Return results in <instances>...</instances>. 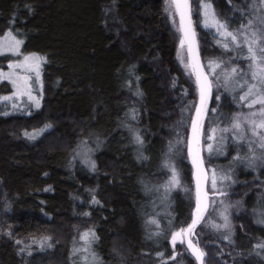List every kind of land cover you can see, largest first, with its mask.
<instances>
[{
  "label": "trees",
  "instance_id": "1",
  "mask_svg": "<svg viewBox=\"0 0 264 264\" xmlns=\"http://www.w3.org/2000/svg\"><path fill=\"white\" fill-rule=\"evenodd\" d=\"M164 3L0 0V40L11 31L23 40V53L46 58L39 108L31 103L24 108L18 99L5 102L12 88L0 83V264H73V241L88 228L96 233L100 264L160 260L157 253H164L167 243L165 239L153 243L142 235L143 205L153 199L160 202L146 191L153 187L150 178L161 171L162 136L175 123L169 112L180 98L182 104L191 98L175 60ZM240 3L229 0L234 15L246 12ZM206 35L218 46L213 33ZM13 60L10 54L0 55V70H7ZM45 125L51 127L35 139L25 135L39 133ZM125 126L136 129L127 132ZM141 127L146 144H138L132 135L142 133ZM83 137L94 138L92 149L96 142L102 146L96 156L101 173L88 160L80 163L77 158L83 150L75 146ZM142 146L151 155L150 165L141 161L140 154L135 157ZM230 157L233 163L242 158ZM248 168L264 174L262 161ZM234 175L231 189L240 192L241 212L231 239L239 249L236 252H249L243 246L264 240V227L254 217L255 211L264 209L263 197L253 188L264 185V175L239 170ZM178 197L173 194L168 201L169 211L174 209L170 231L191 222V215L185 213L187 201ZM93 198L99 203L93 204ZM86 208L91 218L83 216ZM159 221L166 223L167 218ZM198 227L194 241L206 253L205 264H250L231 257L229 252L235 251L216 233ZM42 236L51 238V250L22 260L14 240ZM183 249L181 260L195 264Z\"/></svg>",
  "mask_w": 264,
  "mask_h": 264
},
{
  "label": "rangeland",
  "instance_id": "2",
  "mask_svg": "<svg viewBox=\"0 0 264 264\" xmlns=\"http://www.w3.org/2000/svg\"><path fill=\"white\" fill-rule=\"evenodd\" d=\"M223 5L220 4L221 0H190L191 6H192V20L194 23V27L197 31V39H198V47L199 52L201 54V59L203 62L204 69L207 73V75L210 78V81H212V88L210 91V95L207 99L206 103V116L203 118V128L207 130L209 127H218V128H224L226 126H229L231 121L234 117L237 115H240L241 118L250 111L254 109H249L246 106L245 101H241L239 97L243 94L245 91L244 88L241 87V84L245 80H251V75L248 69L249 61L247 59H243L241 56V49H235L233 51H225L222 46H220L217 41L221 39L219 34L216 31V27L212 24L211 19H208L209 26H205V20L206 17L204 15L205 9L201 6L202 3H208L211 4V9L208 11L210 13L215 14V18L219 20L221 23H224L227 25V28L229 31H238L242 30V26L247 23V20L250 16L259 14L256 10H254L253 5L255 3H258V6H256V9L264 8V6L260 5L258 0H237L241 2L240 4H243L245 11H240L235 13L234 10L229 7V0H222ZM217 5L224 7L221 9ZM232 5V1H231ZM233 6V5H232ZM248 7V8H247ZM242 10V9H241ZM172 9L168 8L167 0H165L164 8H163V14L165 17L166 25L168 28V31L170 33L171 39L174 42V48H175V60L177 63V66L180 70V73L182 75V78L184 79V83L186 85V88H189L191 91L190 94V100L189 102L182 104L183 99H179L175 103V110L172 112H169V118L174 115L175 117V123L172 125V127H168L166 129L164 135L162 136V154L158 160V169L161 171L157 174H154L150 181L152 182V188L148 189L147 194L149 193L151 196H153L157 201L156 202L153 199V202H149L148 204H144L143 207L145 208V211L142 214L141 218V225H142V235L148 239V241L156 243L157 240L163 241L166 240V245L164 246V253L163 256L160 257V260H157V262L153 264H164L165 262L167 264H191L189 262L184 263L182 259L184 249H186L185 245H181L179 243L176 244V251L179 253H182V255H178L176 260L169 259L170 254L173 252V247L171 244V233L178 230H172L170 231V225L171 221L169 219L170 212H172L174 209H170L169 211V198L174 194L178 195V199H182L184 203L186 202V214H190L192 218L193 210L195 207V192H194V183L192 180V165H191V158L188 156L187 152V141H188V135L191 125V120L193 117V113L195 110V107L197 105L198 101V90L197 85L195 82L194 77V71L191 64V61L189 59V56L187 54L186 46L181 48L180 45V39H181V33L178 31L179 28V20L177 15H172ZM244 13L246 15H244ZM238 14V15H237ZM236 20V21H235ZM9 32V31H8ZM8 32L1 38L0 41L4 40L5 37H7ZM213 33L215 36V43L218 46H213L211 44V40L209 39V36L206 35V33ZM17 39H20L15 33H12ZM212 35V36H213ZM21 40V39H20ZM246 51V50H245ZM20 55H12L14 60L11 63H17L23 60L25 55H32L36 54L40 57L45 58V56L38 54V53H23L22 52V45L20 46ZM223 59L226 61L225 64L222 65L221 68L216 69V72L222 73L227 68H230L232 66L238 67L241 71L238 75H236L232 81H230L227 85V87L224 86L223 82V76L221 75L219 79H217L208 68V62L210 60H218ZM9 65V64H8ZM10 71L9 68L7 70H0V72L8 73ZM16 72H19L21 75H29L32 76L33 79L30 81L32 85V95L39 97V104L40 100L43 96V89H44V62L41 64V76H40V82L37 83L35 81V74L33 72L27 71L26 69H15ZM7 82L11 88H12V95L11 99L5 100V102H13L14 99H18L21 103H23V107L27 108L29 104L31 103L34 107L35 101H32L29 99L28 95H16L14 94L13 85L9 83L7 80H0V83ZM217 96L219 99H217ZM227 97L231 100L227 101ZM230 102V103H229ZM9 108H12L11 106ZM256 108H259V105L256 106ZM5 113V112H4ZM129 126L123 127L124 130L129 132L132 129ZM141 127L142 133L140 134L141 139L143 140V144H146V138L143 133ZM245 128H247V125H245ZM133 135V134H132ZM221 135L219 131L215 134L216 138H218ZM227 137V139L224 141L223 146L219 151H216L217 146V139H213L211 141L206 140L202 137L201 139V157L203 159V166L204 169L207 171L209 177L212 174V171L214 170L217 174L218 178V184L217 187L219 190L223 191L224 195H219L218 193H214L211 189L210 181L208 184H206V190L208 192L209 196V207L206 210V212L203 215V219L199 223L198 229L206 232L211 233L212 235L216 233L224 242L225 244H228L237 251L239 250L237 248V244L231 239V237L235 233V226L238 225L239 215L241 212V200H240V192H233L231 189V184H233L234 180V172L237 170L245 173H249L250 175H255L257 177L263 176L264 174L261 173L260 170H252L248 163V158L251 155L248 151L247 147V139H245L243 142H237L236 140L232 139L233 133H224ZM96 140V139H95ZM91 142H94L93 139L89 138H81L80 141L75 146V149L83 150V154H78L77 158L80 159V163L85 162V160H88V164L91 167V163L94 162L95 172H100L99 170V162L96 159L97 154L100 152V149L102 146H100L97 142L95 143L94 149H92V145H90ZM207 143L213 144V151L209 152L207 150ZM172 145L173 148L171 151H169V145ZM230 144L233 149L229 148L227 145ZM246 146V148H244ZM143 147V146H142ZM146 148L143 147L142 151H138L137 154H135V157H138V154H140L141 161H147V164L150 165L151 162V155L149 151ZM256 155L258 156L260 154V149L256 148ZM225 153V154H224ZM236 154L238 156H242V158L238 161H235V163L232 162V157ZM92 155V158L90 156ZM223 156V157H221ZM219 157H221V160H219ZM228 157V158H227ZM245 160V161H244ZM244 161V162H242ZM169 163L175 166L176 170L179 173L180 180H181V186L176 187L173 190H171L167 197H165V189L164 185L167 183L168 179L171 176V172L168 168L164 167L165 163ZM260 160H256L253 167H258ZM233 164L235 166H233ZM241 165H245L247 169H240ZM262 166H264V162H262ZM230 167H231V174L230 173ZM92 168V167H91ZM153 173V172H151ZM219 174L227 175L229 178L223 180L222 182L219 180ZM234 176V177H233ZM238 177V175H237ZM261 178H264L261 177ZM253 188H255L256 195L259 197H263L261 199L263 201L262 208H264V185L259 186L255 185ZM163 200V203L161 204V201ZM93 203V202H92ZM94 204V203H93ZM174 206V204H173ZM190 207V209H189ZM224 213L229 218V227L228 228H220L216 229L212 225L213 224H224V219L221 215V213ZM263 211H255L254 217L256 219L264 218L261 216V213ZM87 213L88 215H85ZM166 215L163 217V215ZM84 217L91 218V211L85 209ZM155 218L156 220H163L164 218H167L166 223L162 221H159V228L156 227V225L149 224L148 220ZM264 227V224H261ZM85 231L88 229H83ZM156 231V232H155ZM83 232H78L73 244H72V250H71V258L73 259V264H100V257L101 255L98 253V244L96 242V239L92 241L91 246L87 252L83 250L85 247L84 241L80 239V236ZM152 233H159V235H151ZM151 235V238L149 236ZM225 236H230V241L227 239H224ZM78 237V238H77ZM19 241V243H17ZM15 245H17L16 249L21 257L22 260L26 261L25 259L32 258L33 255L38 253H44L46 251L51 250L52 248V242L51 238L49 236H42L39 238H29V239H23V240H14ZM116 243V242H115ZM114 243V244H115ZM257 243H264L263 241L256 240L255 244L249 243L246 246V249L249 252H245L244 250L242 252H229V255L231 257H235L237 259L243 260L250 264H263L264 262V249H258L255 247ZM253 245V247H249L250 245ZM74 247V248H73ZM124 253V248L121 249ZM224 252L228 254L227 247L225 248ZM237 253V254H235ZM259 253V254H257ZM128 254V253H127ZM87 258V259H85ZM261 260V261H260ZM138 264H152L147 260L139 261ZM196 264V262H195Z\"/></svg>",
  "mask_w": 264,
  "mask_h": 264
},
{
  "label": "snow or ice",
  "instance_id": "3",
  "mask_svg": "<svg viewBox=\"0 0 264 264\" xmlns=\"http://www.w3.org/2000/svg\"><path fill=\"white\" fill-rule=\"evenodd\" d=\"M259 4L264 6V0H258ZM168 8L172 9V15H178L180 17V24L178 31L181 33L180 45L181 48L188 45L189 53L193 51V46L195 44V32L192 28V6L190 0H167ZM204 9V15L206 17L205 26H209L208 19L210 18L212 24L216 27V31L221 37L217 43L223 47L225 51H233L235 49H241V56L243 59L249 61L248 69L251 75V80H245L241 87L245 89L243 94L239 97L241 101L246 102V106L249 109H254L249 113L245 114L243 118L237 115L233 118L229 126L224 128L209 127L207 130L203 128V118L206 116V99L210 94L212 88V81L209 80L208 75L199 71L200 65L197 62L194 65V71L196 72V83L200 95V107L196 109V119L192 121V137L187 143L188 156L191 158V163L194 169V179L196 181V191H195V208L193 210L191 222L186 227H181L178 231L172 232L171 244L173 247V252L170 254L169 259L176 260L178 255H182L176 251V244L186 246V251L195 258L197 264H205V251L199 246V241L195 240L196 236L195 229L199 222L203 219V213L206 211L207 204L204 201L208 197V192L204 191V186L209 183L211 184V189L214 193L219 195H224L223 191L219 190L217 187L218 178L216 172L213 170L211 176L209 177L207 171L204 169V162L201 157V139L202 137L208 141L217 139L216 151H219L223 146L224 141L227 139L224 133H233L232 139L237 142H243L247 139L248 151L251 155L248 158L249 166H254L256 160L264 162V8L256 9L254 4V10L259 14L250 16L247 23L242 26V30L229 31L227 25L221 23L215 18L214 13H210L208 10L211 9V4L202 3L201 5ZM23 44V40L17 39L11 31L8 32L7 37L0 41V55L10 53L19 56L20 46ZM246 50V51H245ZM46 62V58L40 57L36 54L25 55L23 60L17 63H9L8 68L10 71L8 73L0 72V80H7L13 85L14 94L16 95H28L29 99L35 101V105L39 108V97L32 95V85L30 81L33 79L29 75H21L16 72L15 69H26L27 71L33 72L35 74V81L40 82L41 76V64ZM226 61L223 59L210 60L208 62L209 71L219 79L223 76L224 86L227 87L228 83L233 80V78L240 73V69L236 66L227 68L222 73L216 72V69L222 67ZM140 95L139 92L136 93ZM3 99L8 100L11 97H4ZM217 99L219 97L217 96ZM259 105V108L256 106ZM15 107V105H13ZM135 119V115L132 117ZM247 125V128H245ZM51 125H45L44 129H41L39 133H25L29 139H35L38 134L50 128ZM219 131L221 135L216 138L215 134ZM135 141L138 144H142L138 133H133ZM207 150L212 152L213 144L207 143ZM173 146L169 145V151H171ZM256 148H259L260 154L256 155ZM239 159V157H237ZM91 167L95 170V163H91ZM164 167L168 168L171 172V176L167 183L164 185L165 198L167 194L176 187L181 186V180L178 171L175 166L169 163H165ZM227 175L220 176L219 180L222 182L228 179ZM93 203H99V201L93 198ZM85 215H88L85 213ZM224 224H213L212 226L216 229L228 228L229 218L223 212L221 213ZM264 217V212L261 213ZM149 224L156 225L159 228V221L155 218L148 220ZM257 223L264 224V218L258 219ZM151 235H159V233H152ZM151 235L149 238H151ZM80 239L84 241L85 247L83 250L87 252L91 246L93 240L97 239L94 230L89 229L82 233ZM224 239L230 241V236H225ZM231 242V241H230ZM19 243V241H17ZM258 249H264V243H257L255 245ZM259 254V253H257ZM158 257H162L163 253H157ZM87 259V258H85ZM166 264V262H165ZM179 264V262H178Z\"/></svg>",
  "mask_w": 264,
  "mask_h": 264
},
{
  "label": "water",
  "instance_id": "4",
  "mask_svg": "<svg viewBox=\"0 0 264 264\" xmlns=\"http://www.w3.org/2000/svg\"><path fill=\"white\" fill-rule=\"evenodd\" d=\"M177 17H178V20H179V24H180V17L177 15ZM191 20H192V16H191ZM192 28H193V30H194V32H195V44H194V46H193V51H192V53L190 54L189 53V50H188V45L187 44H185V46H186V50H187V54H188V56H189V59H190V61H191V64H192V67H193V71H194V65H196L197 64V62L199 63V65L201 66L200 67V69H199V71L200 72H202V73H205V74H207L206 73V71H205V69H204V66H203V62H202V59H201V55H200V52H199V47H198V40H197V33H196V29H195V27H194V23H193V20H192ZM194 77H195V82H196V72L194 71ZM208 78H209V76H208ZM209 80H210V78H209ZM196 85H197V83H196ZM197 90H198V88H197ZM210 95V94H209ZM209 97V96H208ZM208 97H207V99H208ZM207 99H206V103H207ZM198 107H200V95H199V90H198V101H197V105H196V107H195V110H194V113H193V117H192V120H191V125H192V121L193 120H195L196 119V109L198 108ZM191 125H190V130H189V135H188V141L191 139V137H192V128H191ZM188 141H187V143H188ZM187 152H188V149H187ZM191 165H192V163H191ZM192 180H193V183H194V192L196 191V181H195V179H194V169H193V165H192ZM204 191H207L206 190V185L204 186ZM204 203L205 204H207V208H206V210L208 209V207H209V196L207 197V199L204 201ZM195 208V207H194ZM206 211H204V213H205ZM204 213H203V215H204ZM186 247V246H185ZM189 254H190V252H189ZM191 255V254H190ZM192 256V255H191ZM193 257V256H192ZM194 258V257H193ZM194 260H195V258H194ZM195 262H196V260H195ZM196 264H197V262H196Z\"/></svg>",
  "mask_w": 264,
  "mask_h": 264
}]
</instances>
